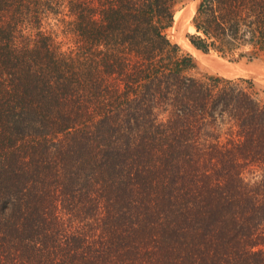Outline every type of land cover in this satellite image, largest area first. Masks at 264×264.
<instances>
[{"label":"trees","instance_id":"1","mask_svg":"<svg viewBox=\"0 0 264 264\" xmlns=\"http://www.w3.org/2000/svg\"><path fill=\"white\" fill-rule=\"evenodd\" d=\"M179 1L0 0V264H264V99ZM191 25L264 63V0Z\"/></svg>","mask_w":264,"mask_h":264},{"label":"rangeland","instance_id":"2","mask_svg":"<svg viewBox=\"0 0 264 264\" xmlns=\"http://www.w3.org/2000/svg\"><path fill=\"white\" fill-rule=\"evenodd\" d=\"M199 2L200 0H180L174 15L173 24L166 31L169 41L172 44L178 46L181 53L189 54L195 62V67L187 73L188 76L194 77L195 79H204L205 76H218L226 79H249L254 83V89L258 93V97L264 99V63L261 60L256 59L250 61L247 59H240L234 61L221 58L214 52H209L206 54H200V52H197L192 54L191 52L187 51L184 46V42L190 43L187 36L194 33V29L191 25V19ZM181 19L182 21L180 22ZM179 39L181 41H179ZM217 60L218 62H222L219 68V63ZM223 63L229 66L224 65ZM212 64L217 65V67H214ZM214 68L219 70L217 71ZM227 70H232L234 73L231 74L232 72L230 73ZM221 71L225 73L223 74Z\"/></svg>","mask_w":264,"mask_h":264},{"label":"bare ground","instance_id":"3","mask_svg":"<svg viewBox=\"0 0 264 264\" xmlns=\"http://www.w3.org/2000/svg\"><path fill=\"white\" fill-rule=\"evenodd\" d=\"M196 5H197V4H196ZM195 9H196V8H195ZM190 13H191V12H190ZM180 15H181V14H180ZM183 15H184V14H183ZM186 16H187V15H186ZM183 18H184V17H183ZM181 21H182V19L180 20V22H181ZM180 22H179V23H180ZM176 36H177V35H176ZM179 36H180V35H179ZM182 36H183V35H182ZM178 38H180V37H178ZM178 38H177V39H178ZM179 41H181V40L179 39ZM179 43H180V42H179ZM184 46H185V48L187 49V51H188V52H191L192 54H195V53H197V52L199 53V51H197L196 49H194V48L190 45V43H188V42H184ZM200 54H203V53L200 52ZM211 62H212V61H211ZM211 62H210V63H211ZM217 62H218V60H217ZM218 63H219V64H218V68H219L220 65L222 64V62L219 61ZM215 64H216V63H215ZM215 64H212V65H213L214 67H217V65H215ZM223 64H224V63H223ZM209 65H210V64H209ZM224 65H227V64H224ZM210 66H211V65H210ZM213 66H212V67H213ZM227 66H229V65H227ZM227 66H226V67H227ZM236 67H237V66H236ZM214 69L217 70L216 68H214ZM218 70H219V69H218ZM218 70H217V71H218ZM222 70H223V69H222ZM227 71H228V70H227ZM219 72H220V71H219ZM219 72H218V73H219ZM228 72L231 73L232 70H229ZM221 73H223V71H221ZM224 73H225V72H224ZM224 73H223V74H224ZM233 73H234V72H232L231 74H233ZM226 76H227V75H226Z\"/></svg>","mask_w":264,"mask_h":264}]
</instances>
